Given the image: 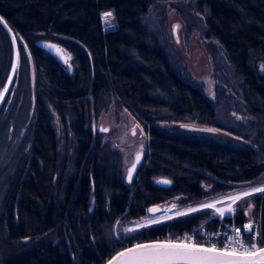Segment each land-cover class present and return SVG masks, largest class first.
<instances>
[{
	"label": "trees",
	"instance_id": "1",
	"mask_svg": "<svg viewBox=\"0 0 264 264\" xmlns=\"http://www.w3.org/2000/svg\"><path fill=\"white\" fill-rule=\"evenodd\" d=\"M155 1L178 0H0V16L24 40L32 58L36 101L29 160L11 186L2 215L7 240L22 243L27 238L29 246L0 264H103L124 246L171 240L201 224L212 230L232 222L248 234L245 225L251 222L241 208L221 222L199 211L145 227L125 244L107 232L115 221L142 218L151 206L185 207L264 184V0H191L203 18L202 37L218 45L231 69L246 118L228 129L245 142L239 147L157 125L172 121L217 127L214 103L172 69L166 51L141 23ZM107 12L114 25L105 29L100 17ZM36 38L60 44L71 56L69 66L36 47ZM11 55L0 25L1 87L9 70L3 77L2 62L10 65ZM112 100L138 119L146 135L143 161L128 184L121 179L119 157L99 150L91 128L90 116L96 118ZM49 108L71 136V171L66 175L57 166ZM159 178L169 185L158 184ZM251 202L261 247L264 191Z\"/></svg>",
	"mask_w": 264,
	"mask_h": 264
},
{
	"label": "rangeland",
	"instance_id": "2",
	"mask_svg": "<svg viewBox=\"0 0 264 264\" xmlns=\"http://www.w3.org/2000/svg\"><path fill=\"white\" fill-rule=\"evenodd\" d=\"M104 14L100 17L103 27L105 29L112 28L114 25L112 16L105 18ZM141 23L149 32L154 34L158 44L166 51L172 69L184 80L198 86L204 95L214 103L216 110V128H198L192 124L172 121L157 122V125L164 130L189 132L230 146L245 145L243 140L236 138L228 131L234 125L233 122L245 123L246 121L242 115V105L236 93L231 69L218 45L202 37L204 32L203 18L195 12L193 2L191 0L155 1L151 3L142 16ZM36 40L38 39L36 38ZM18 52L17 82L11 85L0 106V261L5 257L10 258L19 255L29 246L28 240L22 243L9 242L6 228L2 223L3 209L11 186L21 167L29 160L27 158L29 129L33 121L28 59L20 44L18 45ZM65 52L68 53L66 50ZM8 65L6 60L2 62L1 73L3 77L7 68L10 67ZM34 91L35 85L33 88V97L35 98ZM7 101L10 104H8V108L5 107ZM49 115L58 141L57 166L62 174L66 175L71 171L73 151L71 136L65 133L58 117L50 108ZM159 115H165V112L160 111ZM90 121L93 122L91 128L108 126V132H94V142L99 145V150L102 152L105 149L104 154L113 152L119 157L120 176L123 180L134 154L139 150L144 153L146 135L143 125L124 105L113 100L106 108L99 111L96 118L92 114ZM256 188L264 189V184L247 186L185 207H179L175 203L173 208L166 209L162 213L156 215L146 213L142 218L126 224L118 220L108 227L107 232L116 242L125 244L132 234L145 227L199 211H208L211 217H215L221 222L225 217H232L240 208L246 219L252 222L253 204L251 198L262 192H252ZM244 192H251L252 194L241 196V199L233 203L231 198ZM206 204H213L214 207H203ZM226 205L231 206V211L226 210L221 215L217 209ZM192 209L195 211H191ZM181 211L184 213L183 215L178 214ZM163 216L165 218L161 219ZM154 220L159 222L154 223ZM147 221L151 222L147 224ZM138 224L143 226L132 228ZM127 229L135 230L129 232ZM197 229L207 230L202 224L192 230Z\"/></svg>",
	"mask_w": 264,
	"mask_h": 264
},
{
	"label": "snow or ice",
	"instance_id": "3",
	"mask_svg": "<svg viewBox=\"0 0 264 264\" xmlns=\"http://www.w3.org/2000/svg\"><path fill=\"white\" fill-rule=\"evenodd\" d=\"M105 18H110L111 13H105ZM2 95V94H0ZM139 159V157H137ZM135 168V165H133ZM132 169L129 170V177H131ZM167 183V181H164ZM264 189L256 188L252 192H260ZM251 192H244L240 195L232 197L233 203L241 199V196H249ZM203 207H214L213 204H206ZM231 211V206L228 208ZM159 211L158 208L149 209L150 213ZM191 211H195L192 209ZM223 215L224 210L217 209ZM183 215L184 213H178ZM155 222H159L154 220ZM139 225L138 227H142ZM135 229H127L131 232ZM245 230L250 231L251 225H245ZM237 238L230 240L223 249L213 247H202L190 242L191 238H187L189 242H164L155 244H137L133 248L127 249L125 252L118 254L113 260L119 258L120 264H264V248H256V244L251 245V249L244 246L243 241L239 239V230ZM232 243L237 244L238 249L231 247ZM239 252L246 253V255H238ZM113 264V261H109Z\"/></svg>",
	"mask_w": 264,
	"mask_h": 264
},
{
	"label": "water",
	"instance_id": "4",
	"mask_svg": "<svg viewBox=\"0 0 264 264\" xmlns=\"http://www.w3.org/2000/svg\"><path fill=\"white\" fill-rule=\"evenodd\" d=\"M0 25L2 26V28L5 30V32L8 35V38H9V41L11 44V52H12L10 67H9L7 76L5 78V81H4V83L1 87V90H0V94H2V95H0V106H1L2 102L4 101L9 89L11 88V85L13 83L16 84V82H17V78H18L17 72H18V68H19L18 43L24 48L27 59H28L30 93H31V100L33 102L34 101L33 88L35 85V71H34L32 59H31L28 47H27L26 43L24 42V40L19 35L15 34L12 31V29L9 27V25L6 23V21L1 16H0ZM34 45L36 47L40 48L41 50H43L44 52H46L47 54H49L50 56H52L53 58H55L61 65L69 66L71 56L69 53L65 52V49L60 44H58L57 42L45 40V39H39V40H36L34 42ZM108 130H109L108 126H98L97 128L92 127L93 132H95V131L108 132ZM137 157H139V159H137ZM142 161H143V151L139 150L134 154L131 164L126 169L125 175L123 177L124 183L128 184L135 178V175H136ZM133 165H135V168H133ZM130 169H132L131 177H129V170ZM164 181H167V183H164ZM156 182L158 184H161L164 186L169 185V180L166 178H159L156 180ZM173 207H174L173 204L151 206L147 209V214L156 215V214L164 212L166 209L173 208ZM154 208H158L159 211H156L154 213H150L149 209H154ZM24 240H27V238H25ZM169 241L174 242V243H180L179 241H175V240L155 239V240H146V241H142V242L129 244V245L124 246L123 248L119 249L118 251H116L103 264H109V261H113V264H120L119 258L117 260H113V258L118 257L119 253L125 252L129 248H133L137 244H155V243H164V242H169ZM196 245H198V244H196ZM198 246L206 247L203 245H198ZM259 248H264V246L258 247L257 249H259ZM238 255L243 256V255H246V253H241Z\"/></svg>",
	"mask_w": 264,
	"mask_h": 264
},
{
	"label": "built area",
	"instance_id": "5",
	"mask_svg": "<svg viewBox=\"0 0 264 264\" xmlns=\"http://www.w3.org/2000/svg\"><path fill=\"white\" fill-rule=\"evenodd\" d=\"M236 230H239V239L243 241L244 246L246 248L251 249V245L253 243L256 244V248L258 245V224L255 221L251 222V230L247 235L244 236L242 229L240 226L232 223H221L215 229L212 230H192L188 232H181L176 235L175 241L179 242H189L187 238H191L190 242L193 244L203 245L206 247L215 246L218 249H223L226 244H229L230 240H235L238 236ZM231 247L233 249H238V245L232 243ZM243 252H239L241 254ZM106 260V258H104Z\"/></svg>",
	"mask_w": 264,
	"mask_h": 264
},
{
	"label": "bare ground",
	"instance_id": "6",
	"mask_svg": "<svg viewBox=\"0 0 264 264\" xmlns=\"http://www.w3.org/2000/svg\"><path fill=\"white\" fill-rule=\"evenodd\" d=\"M238 195H240V194H238ZM236 196H237V195H236ZM228 208H229V205H226V206L221 207V208H218V209H222V210L226 211V210H228ZM180 213H182V211H181ZM163 218H165V216L161 217V219H163ZM150 222H151V221H147L146 223L149 224ZM141 224H144V223H141ZM141 224H140V225H141ZM136 226H138V225L132 226V228H133V227H136ZM163 240H169V239H163ZM171 240H172V239H171Z\"/></svg>",
	"mask_w": 264,
	"mask_h": 264
},
{
	"label": "flooded vegetation",
	"instance_id": "7",
	"mask_svg": "<svg viewBox=\"0 0 264 264\" xmlns=\"http://www.w3.org/2000/svg\"><path fill=\"white\" fill-rule=\"evenodd\" d=\"M5 100V99H4ZM10 101V100H9ZM9 101H7V104H6V108H8L7 106H8V102ZM35 103H36V101H35V98H34V101L32 102V104H31V107H32V112L34 113V110H35ZM10 105V104H9ZM6 108H3V109H6ZM23 241H25L24 239H23Z\"/></svg>",
	"mask_w": 264,
	"mask_h": 264
}]
</instances>
